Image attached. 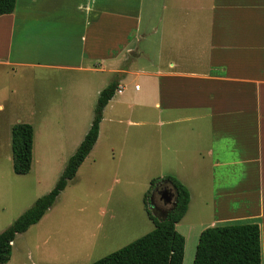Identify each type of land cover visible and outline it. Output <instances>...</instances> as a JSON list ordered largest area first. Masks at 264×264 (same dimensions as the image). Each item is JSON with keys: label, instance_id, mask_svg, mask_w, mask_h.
<instances>
[{"label": "crops", "instance_id": "obj_1", "mask_svg": "<svg viewBox=\"0 0 264 264\" xmlns=\"http://www.w3.org/2000/svg\"><path fill=\"white\" fill-rule=\"evenodd\" d=\"M152 1L15 0L10 13L0 14V67L13 76L16 68L33 77L114 73L116 97L105 106L122 104L112 120L140 127L134 147L124 139L117 145L121 166L141 158L188 190L175 223L184 238L181 264H191L203 228L245 220L258 226L264 264V0H157L155 10ZM134 34L137 43L146 40L142 48H133ZM128 75L140 84L125 95ZM63 102L77 104L80 96ZM69 120L50 134L78 145L89 123ZM193 191L204 200L186 220ZM13 260L10 251L4 264Z\"/></svg>", "mask_w": 264, "mask_h": 264}, {"label": "rangeland", "instance_id": "obj_2", "mask_svg": "<svg viewBox=\"0 0 264 264\" xmlns=\"http://www.w3.org/2000/svg\"><path fill=\"white\" fill-rule=\"evenodd\" d=\"M152 3L155 10L157 0ZM141 17L142 10L139 26H142ZM107 22L103 18V24ZM133 36V48L136 44L142 48L146 40L137 43L136 35ZM134 61L142 63L143 60ZM37 71L52 73L42 68H35L34 72ZM9 72L8 67H0V211H3L0 226L5 227L6 222L9 225L37 197L53 187L77 145L74 137L64 140L51 135L50 130L62 128L69 119L70 124L85 119L87 126L92 118L96 90L116 79L114 73L106 70L95 75L56 71L55 76L46 77L40 74L33 77L19 68L14 76ZM132 78L128 75L124 80L127 82L125 95L132 92L134 84H140ZM67 96H80V102H63ZM121 105L112 101L103 108L97 143L52 206L35 224L15 236L11 264H89L152 228L144 214L142 195L150 178L161 173L143 166L141 158H133L127 169L121 166L117 145L124 139L134 147L137 142L132 133L140 129L135 124L127 125L123 121L117 124L112 120L120 113ZM16 122L28 123L33 129L31 165L24 175L14 174L11 169L10 128ZM196 193L193 191L192 212L189 211L186 220H193L195 210L202 207L198 201L204 200V196L199 198ZM150 205L153 207L151 202ZM153 211L162 216L158 210Z\"/></svg>", "mask_w": 264, "mask_h": 264}, {"label": "trees", "instance_id": "obj_3", "mask_svg": "<svg viewBox=\"0 0 264 264\" xmlns=\"http://www.w3.org/2000/svg\"><path fill=\"white\" fill-rule=\"evenodd\" d=\"M15 0H0V14L10 13ZM116 78V77H115ZM117 78L111 80L97 94L89 126L82 139L67 158L53 187L37 197L9 225L0 231V264L8 261L11 242L17 234L35 224L52 206L58 194L72 179L84 158L91 150L98 134L102 110L113 96ZM32 126L16 122L10 128L11 169L14 174H26L31 165ZM166 181L174 194V205L155 215L150 208L153 188ZM189 201L187 188L174 176L150 178L142 195L143 209L152 222V228L120 248L89 264H181L183 236L175 229L186 211ZM259 230L255 223H236L203 228L197 237L191 264H260Z\"/></svg>", "mask_w": 264, "mask_h": 264}, {"label": "flooded vegetation", "instance_id": "obj_4", "mask_svg": "<svg viewBox=\"0 0 264 264\" xmlns=\"http://www.w3.org/2000/svg\"><path fill=\"white\" fill-rule=\"evenodd\" d=\"M170 190L171 188L168 187L167 185L158 183L152 191V200H155V209H157L160 213L165 212L166 210H168L172 205H171V200L169 199L168 201L165 200L166 197V193L168 192L170 194ZM162 202L163 205L161 206V204H157V202Z\"/></svg>", "mask_w": 264, "mask_h": 264}, {"label": "water", "instance_id": "obj_5", "mask_svg": "<svg viewBox=\"0 0 264 264\" xmlns=\"http://www.w3.org/2000/svg\"><path fill=\"white\" fill-rule=\"evenodd\" d=\"M161 184H164V185H166V181H162V182H160ZM166 193V197H165V200H171V205L173 206L174 205V194H173V192H172V190H170V194L168 193V192H165ZM153 195L151 194V197H150V202H152V197Z\"/></svg>", "mask_w": 264, "mask_h": 264}, {"label": "built area", "instance_id": "obj_6", "mask_svg": "<svg viewBox=\"0 0 264 264\" xmlns=\"http://www.w3.org/2000/svg\"><path fill=\"white\" fill-rule=\"evenodd\" d=\"M120 88H121V87L119 86V87H118V89L116 90V92H118V93H119V92H120Z\"/></svg>", "mask_w": 264, "mask_h": 264}]
</instances>
